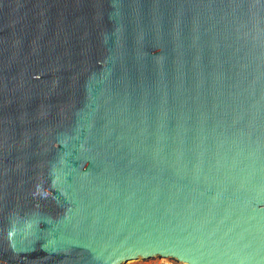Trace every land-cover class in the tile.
Here are the masks:
<instances>
[{
  "label": "water",
  "instance_id": "95a60500",
  "mask_svg": "<svg viewBox=\"0 0 264 264\" xmlns=\"http://www.w3.org/2000/svg\"><path fill=\"white\" fill-rule=\"evenodd\" d=\"M264 264V0H0V264Z\"/></svg>",
  "mask_w": 264,
  "mask_h": 264
},
{
  "label": "built area",
  "instance_id": "2783aa9c",
  "mask_svg": "<svg viewBox=\"0 0 264 264\" xmlns=\"http://www.w3.org/2000/svg\"><path fill=\"white\" fill-rule=\"evenodd\" d=\"M138 262L139 263L137 264H183L175 259L160 256L152 257L150 259H138Z\"/></svg>",
  "mask_w": 264,
  "mask_h": 264
},
{
  "label": "rangeland",
  "instance_id": "374dc122",
  "mask_svg": "<svg viewBox=\"0 0 264 264\" xmlns=\"http://www.w3.org/2000/svg\"><path fill=\"white\" fill-rule=\"evenodd\" d=\"M139 262H140V261H139ZM139 262H138V260H134V261H132V262H130V263L127 262V263H125V264H137V263H139Z\"/></svg>",
  "mask_w": 264,
  "mask_h": 264
},
{
  "label": "bare ground",
  "instance_id": "6f19581e",
  "mask_svg": "<svg viewBox=\"0 0 264 264\" xmlns=\"http://www.w3.org/2000/svg\"><path fill=\"white\" fill-rule=\"evenodd\" d=\"M135 260V259H134ZM134 260H131V261H128V263H130V262H132V261H134ZM137 260V259H136ZM183 264H186V263H183Z\"/></svg>",
  "mask_w": 264,
  "mask_h": 264
}]
</instances>
